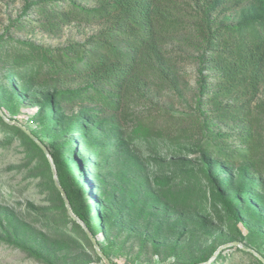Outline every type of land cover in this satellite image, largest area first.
Here are the masks:
<instances>
[{"label":"rangeland","instance_id":"1","mask_svg":"<svg viewBox=\"0 0 264 264\" xmlns=\"http://www.w3.org/2000/svg\"><path fill=\"white\" fill-rule=\"evenodd\" d=\"M71 1L0 0V264H105L55 181L112 264H264V118L224 120L200 106L199 33L213 0L160 3L159 23L171 28L160 62L140 65L116 111L80 77L115 44L105 39L107 0ZM263 4L218 2L209 21L241 28ZM46 50H63L78 73L51 72ZM227 98L228 110L239 107ZM9 122L41 139L56 164ZM209 147L221 149L203 156ZM234 150L239 158L215 155ZM219 189L238 222L222 213Z\"/></svg>","mask_w":264,"mask_h":264},{"label":"trees","instance_id":"2","mask_svg":"<svg viewBox=\"0 0 264 264\" xmlns=\"http://www.w3.org/2000/svg\"><path fill=\"white\" fill-rule=\"evenodd\" d=\"M166 1L170 0H107L104 15L108 14L111 17L112 29L105 34V39L110 37L114 39L115 44H108L105 51H102L95 59H89L88 65H85L88 63L86 58H76L78 64L85 65L80 77H85L90 81L92 91L90 97L95 96L97 100H100L104 109H109V106H112L115 111L117 110L123 96L132 85L138 70L141 69L139 68L140 65L146 63L158 64L160 62L163 37L168 35L171 30L168 24L159 23L163 21L160 3ZM225 1L229 0H213L204 12L203 23L200 27L199 74L202 76L199 91L200 106H208V114H211V112L214 114L220 113V117L224 120L227 118L235 121L238 118L241 121L248 122L253 117L264 118V99L258 98L260 87L264 84V4L261 7L258 19L246 23L241 28L225 26L217 28L209 21V13L211 14L218 2ZM42 3L48 2H40L37 7L41 8ZM64 3H69L73 8L75 6V2L71 0H64ZM29 5V3L25 4L24 11L30 7ZM54 5V3H51L49 13L55 12ZM42 9H45V7H42ZM121 44L124 45V48L120 47ZM98 45L103 47L105 43H99ZM68 51L75 54L73 48L68 49ZM45 55L51 72L72 75L78 73L75 60H70L63 50H60V52L46 50ZM106 88L108 89L105 90ZM99 91L105 92L106 95L116 94L118 99L103 102L101 97L103 94ZM227 97L235 99L239 107L228 110L227 105L229 103L223 101ZM116 126L117 124L114 128L117 130ZM31 134L46 148L41 139L33 132ZM247 135L245 132L237 139L241 143H245L248 140ZM216 137L227 138L230 136L217 134ZM26 138L40 154H44L27 135ZM221 147L223 148L224 145H221ZM219 150L218 148L215 150V148L209 147L202 151V155L206 156L208 152L215 153ZM47 151L56 164V157L52 156L48 149ZM215 155L220 156L225 161H229L231 157H240L237 150H234L231 154L216 153ZM66 199L69 200L68 195H66ZM217 199L222 213L227 214L234 222H238L235 211H233L232 202L220 189L217 193ZM75 217L83 223L87 231L94 237L95 233L91 223L81 215ZM68 218L73 225L79 226L69 215ZM235 250L237 252L242 251L238 247H235ZM103 255L109 260L104 253ZM259 262L261 264V261ZM200 263L202 262L196 264Z\"/></svg>","mask_w":264,"mask_h":264},{"label":"water","instance_id":"3","mask_svg":"<svg viewBox=\"0 0 264 264\" xmlns=\"http://www.w3.org/2000/svg\"><path fill=\"white\" fill-rule=\"evenodd\" d=\"M9 123H13V122H9ZM15 124V123H13ZM17 125V124H15ZM19 128H21V130H23L25 132V134L42 150V152L44 153V155L47 157V159L49 160L50 158V154L49 152L47 151V149L43 146V144L37 139L35 138L32 134H30L28 131L24 130L22 127H20L19 125H17ZM55 174V172H54ZM55 184L59 190V192L61 193V196L64 200V203H65V206H66V209H67V212H68V215L73 219L75 220L77 223H79L83 229L85 230L89 240L91 241V243L93 244L94 246V250L96 252V254L103 260V262L105 264H111L110 261L100 252L99 250V246L97 244V242L95 241V239L91 236V234L87 231V229L85 228V226L83 225V223L77 219L71 212L70 210V207H69V204H68V201L63 193V191L60 189V187L57 185V182L55 181ZM238 248H241L239 244H235Z\"/></svg>","mask_w":264,"mask_h":264}]
</instances>
